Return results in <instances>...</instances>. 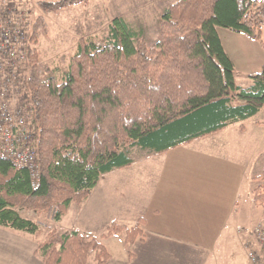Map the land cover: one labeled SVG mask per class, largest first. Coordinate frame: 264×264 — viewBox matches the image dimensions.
I'll list each match as a JSON object with an SVG mask.
<instances>
[{
    "label": "trees",
    "instance_id": "1",
    "mask_svg": "<svg viewBox=\"0 0 264 264\" xmlns=\"http://www.w3.org/2000/svg\"><path fill=\"white\" fill-rule=\"evenodd\" d=\"M90 0L41 2L57 15ZM160 38L149 45L121 18L101 44L80 41L63 82L44 79L37 49L47 35L43 17L28 45L27 94L38 134L40 177L0 159V227L40 238V224L22 212L60 222L72 204L82 205L101 179L130 168V149L162 155L254 118L264 109V67L237 85V70L219 35L228 30L262 42L264 0H179L160 17ZM256 205L264 207V169L255 178ZM143 219L128 228L113 223L102 239L143 241ZM44 264H107L112 256L97 238L52 231L39 243ZM130 257L132 254L129 253Z\"/></svg>",
    "mask_w": 264,
    "mask_h": 264
},
{
    "label": "crops",
    "instance_id": "2",
    "mask_svg": "<svg viewBox=\"0 0 264 264\" xmlns=\"http://www.w3.org/2000/svg\"><path fill=\"white\" fill-rule=\"evenodd\" d=\"M219 35L236 70L239 64H246L248 70L252 68L262 70L264 29L262 42L252 41L243 35L228 33L222 29L219 30ZM235 41L244 49H252L251 57L246 56L244 50L237 51L231 45ZM243 125L246 128L244 132L241 130V124H234L222 132L195 140L165 154L150 153L141 160L132 158L134 164L130 168L109 174L111 176L118 174L111 183L117 184L121 181L126 183L129 189L130 183H134L138 177L143 180L150 175L158 176L161 174V167L163 173L167 163L159 161L161 156L189 148L187 152L193 153L192 161H195L194 167L190 165V173L195 168L198 173L202 172L208 176L207 179L196 182L191 178L188 182V185L189 183L191 185L190 189L183 191V193L186 191L187 195H181V192L161 195V188H158L156 196L150 197L144 191H137L131 186L130 193L126 190L123 195L108 197L112 199L111 205L113 200L117 202L118 199H123L130 209L136 210L141 207L147 210L148 219L152 218L160 228L158 236L150 240L146 234L149 220L143 216L145 223L142 228L145 236L141 244L144 247H153L156 244L158 250L157 255H151L145 250L140 258L142 264H212L216 257L211 259L209 254L215 256L219 247H222V250L227 249V255L230 257L235 256L240 242L247 238L237 240L235 234L242 231L243 227H246L245 224L257 226L263 223L264 216L260 206L254 201V191L260 184L255 178L263 171L259 168L256 172L255 167L264 149V109ZM204 163L209 168H205ZM105 177L107 176L101 179L84 204L96 198L97 195L94 193ZM140 195L143 196L142 201L139 200ZM104 196L106 199V195ZM34 214L21 213L25 218ZM38 247L36 237L0 227V264H44L37 254ZM112 261L113 256L109 263ZM215 263L218 264V261L215 260Z\"/></svg>",
    "mask_w": 264,
    "mask_h": 264
},
{
    "label": "rangeland",
    "instance_id": "3",
    "mask_svg": "<svg viewBox=\"0 0 264 264\" xmlns=\"http://www.w3.org/2000/svg\"><path fill=\"white\" fill-rule=\"evenodd\" d=\"M20 1L26 6L31 7L34 11L32 27L39 17H43L48 25L47 35L40 33L37 46L40 55L39 65L43 71L44 79L56 78L59 82H63L69 70L71 59L77 52L81 40L93 39L97 41L98 44H101L109 36V27L112 21L116 18H121L128 24L130 29L142 35L149 45H153L157 43L160 38L159 23L161 14L179 0H90L87 5L73 7L57 15H45L39 3L58 2L60 0ZM224 31L232 33L228 30ZM231 45L234 46L237 51L244 50L246 56L248 55L251 57L253 54L252 49H244L237 41L232 42ZM247 68L248 66L246 64H239L237 70V85L243 89H247L252 85V81L248 78L249 75L261 71L260 68H252L251 70ZM188 149L189 148L176 151L174 154L161 156L159 161L167 163L163 173L161 167V174L158 176L150 175L143 180L138 177L135 179L134 183H130L129 189H127L126 183L121 181L117 184H115V182L111 183L112 179H115L118 174L112 176L106 175L107 177L102 180L100 187L94 193V195H97L96 198H92L87 204H72L68 214L60 222L54 221L50 216H38L35 212L34 215L36 216L28 215V218L37 221L41 226L43 235L37 238L38 244L43 242L47 234L52 231H58L62 234L79 232L101 240L108 252L113 256V261L107 264H142L140 258L145 250L149 251L151 255H157L158 249L156 244H154L153 247H144L141 241H139L135 244L136 246L129 247L124 243L122 237L102 239L107 229L113 223L131 228L137 225L139 220L143 219V216L146 220H149L146 234L150 240L157 237L160 230L152 218L148 219L147 210L141 207L136 210L130 209L123 199H118L117 202L113 200L111 205L112 199L108 197H110V195H123L126 190L130 193L132 190L131 186H134V189L137 191H144L147 195H150V197L156 196L155 194L158 188H161V195H173L179 192H181V195H187L186 191L184 193L183 191L184 189H190L191 185L190 183L188 185V182L191 178H194L195 182L208 178L206 174L202 172L198 173L195 168L190 173V165L193 166L195 161H192L193 153L187 152ZM129 152L132 158L136 160H141L145 155L148 156L150 154L149 152H143V150L138 147L130 149ZM194 152L196 151L194 150ZM172 157H175V159H172ZM200 164H202V162ZM203 165H205V168H209L206 163ZM136 168H138V166ZM259 168H262L261 170L264 168V149L259 162L256 164L255 171L257 172ZM154 172L157 173L156 171ZM125 174H119V176H125ZM104 195H106V199H104ZM142 199L143 196L140 195L139 200L142 201ZM145 203L144 201V204ZM260 211H262L264 216V207L260 206ZM245 225L246 227H243L242 231L235 234L237 240L238 238L243 239L247 237L246 240L244 239L245 241L243 240L240 242L235 256L230 257L227 255V249L222 250V247H219L215 256H210L209 254V258L211 257V259L212 257H216L213 259L212 264H216L215 260L218 261V264H249V248H251V245L255 242L253 232L260 225ZM248 226H250V228H248ZM254 226L256 227L254 228ZM129 253L132 254V257H130ZM89 264H97L95 254L91 256Z\"/></svg>",
    "mask_w": 264,
    "mask_h": 264
},
{
    "label": "built area",
    "instance_id": "4",
    "mask_svg": "<svg viewBox=\"0 0 264 264\" xmlns=\"http://www.w3.org/2000/svg\"><path fill=\"white\" fill-rule=\"evenodd\" d=\"M34 11L20 0H0V159L40 177L38 134L27 94L28 45ZM249 264H264V221L253 232Z\"/></svg>",
    "mask_w": 264,
    "mask_h": 264
}]
</instances>
